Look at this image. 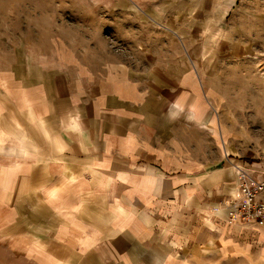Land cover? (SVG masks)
Returning <instances> with one entry per match:
<instances>
[{
    "label": "crops",
    "instance_id": "obj_1",
    "mask_svg": "<svg viewBox=\"0 0 264 264\" xmlns=\"http://www.w3.org/2000/svg\"><path fill=\"white\" fill-rule=\"evenodd\" d=\"M120 66L0 44V243L23 264H264V231L224 223L235 172L196 73Z\"/></svg>",
    "mask_w": 264,
    "mask_h": 264
},
{
    "label": "rangeland",
    "instance_id": "obj_2",
    "mask_svg": "<svg viewBox=\"0 0 264 264\" xmlns=\"http://www.w3.org/2000/svg\"><path fill=\"white\" fill-rule=\"evenodd\" d=\"M3 43L97 73L191 69L202 102L191 110H207L216 170L241 162L264 173V0H0ZM0 264L23 263L0 243Z\"/></svg>",
    "mask_w": 264,
    "mask_h": 264
},
{
    "label": "built area",
    "instance_id": "obj_3",
    "mask_svg": "<svg viewBox=\"0 0 264 264\" xmlns=\"http://www.w3.org/2000/svg\"><path fill=\"white\" fill-rule=\"evenodd\" d=\"M231 167L235 194L221 204L224 223L248 233L264 230V173L244 165Z\"/></svg>",
    "mask_w": 264,
    "mask_h": 264
},
{
    "label": "bare ground",
    "instance_id": "obj_4",
    "mask_svg": "<svg viewBox=\"0 0 264 264\" xmlns=\"http://www.w3.org/2000/svg\"><path fill=\"white\" fill-rule=\"evenodd\" d=\"M233 163H234L235 166H241V165H243L241 162H238V163L233 162ZM259 171H262V170L260 169Z\"/></svg>",
    "mask_w": 264,
    "mask_h": 264
}]
</instances>
